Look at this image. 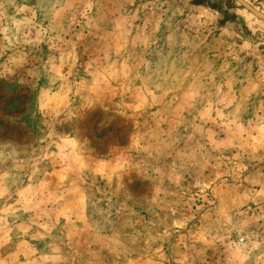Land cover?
<instances>
[{
	"label": "rangeland",
	"instance_id": "1",
	"mask_svg": "<svg viewBox=\"0 0 264 264\" xmlns=\"http://www.w3.org/2000/svg\"><path fill=\"white\" fill-rule=\"evenodd\" d=\"M0 264H264V20L0 0Z\"/></svg>",
	"mask_w": 264,
	"mask_h": 264
},
{
	"label": "water",
	"instance_id": "2",
	"mask_svg": "<svg viewBox=\"0 0 264 264\" xmlns=\"http://www.w3.org/2000/svg\"><path fill=\"white\" fill-rule=\"evenodd\" d=\"M239 3H241L247 10H249L252 14H254L256 17L260 18L261 20H264V11L253 6L249 1L247 0H237Z\"/></svg>",
	"mask_w": 264,
	"mask_h": 264
},
{
	"label": "trees",
	"instance_id": "3",
	"mask_svg": "<svg viewBox=\"0 0 264 264\" xmlns=\"http://www.w3.org/2000/svg\"><path fill=\"white\" fill-rule=\"evenodd\" d=\"M199 3H201V2H199Z\"/></svg>",
	"mask_w": 264,
	"mask_h": 264
}]
</instances>
